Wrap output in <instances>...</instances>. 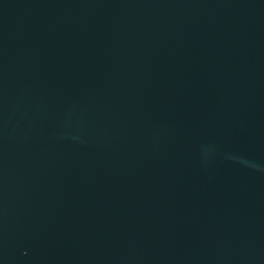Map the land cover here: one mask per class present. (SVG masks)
Returning a JSON list of instances; mask_svg holds the SVG:
<instances>
[{"label":"water","instance_id":"1","mask_svg":"<svg viewBox=\"0 0 264 264\" xmlns=\"http://www.w3.org/2000/svg\"><path fill=\"white\" fill-rule=\"evenodd\" d=\"M0 264H264V0H0Z\"/></svg>","mask_w":264,"mask_h":264}]
</instances>
